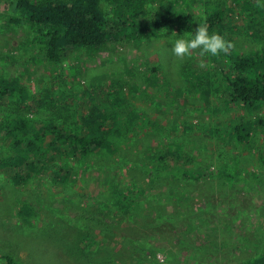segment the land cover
Segmentation results:
<instances>
[{"label":"rangeland","instance_id":"obj_1","mask_svg":"<svg viewBox=\"0 0 264 264\" xmlns=\"http://www.w3.org/2000/svg\"><path fill=\"white\" fill-rule=\"evenodd\" d=\"M14 1L0 0V159L11 153L1 127L19 117L75 128L103 114L114 121L116 144L55 162L22 183L0 170V264L4 256L16 264H239L258 257L264 104H231L225 81L235 69L231 56L264 51V0H100L115 31L58 64L45 61L38 45L45 30L11 22L20 18ZM158 7L189 14V25L144 30V17ZM217 11L222 23L211 33L232 47L178 61L168 38L193 32ZM65 165L70 178L53 179Z\"/></svg>","mask_w":264,"mask_h":264},{"label":"trees","instance_id":"obj_2","mask_svg":"<svg viewBox=\"0 0 264 264\" xmlns=\"http://www.w3.org/2000/svg\"><path fill=\"white\" fill-rule=\"evenodd\" d=\"M13 11L20 18L11 19V22L45 30L41 35L44 39L38 45L42 47L43 58L49 64L60 63L74 49L99 47L115 31L100 8V0H15ZM151 16V19L144 17V30L182 28L188 26L191 20L189 14L175 12L171 7H158ZM221 17L222 11L207 16L204 24L210 33L222 23ZM122 26L121 30L129 28L127 23ZM231 59L235 69L225 81L230 103L249 108L264 104V70L261 69L264 51L261 56L256 54L246 58L238 55L231 56ZM111 120L103 114H91L80 121L81 125L73 128L55 121L12 118L1 127L11 153L0 159V170L12 173L13 181L22 183L55 162L97 156L116 144L112 132L115 124ZM234 131L238 135L243 132ZM238 141L244 145L243 137L239 136ZM70 175L67 165L60 166L58 172H53V179L66 182ZM197 175L208 177L212 173L197 172ZM26 208L21 207L29 216L30 211ZM2 259L5 264H16L10 256ZM239 264H264V251L258 257Z\"/></svg>","mask_w":264,"mask_h":264},{"label":"clouds","instance_id":"obj_3","mask_svg":"<svg viewBox=\"0 0 264 264\" xmlns=\"http://www.w3.org/2000/svg\"><path fill=\"white\" fill-rule=\"evenodd\" d=\"M168 39L173 56L180 62L191 59L194 55L217 57L227 53L232 47V44L222 35L210 33L207 25L203 23L191 33L184 32L180 36L173 33ZM200 66L203 67L204 64L201 63Z\"/></svg>","mask_w":264,"mask_h":264}]
</instances>
